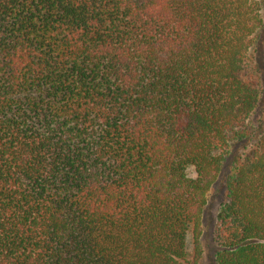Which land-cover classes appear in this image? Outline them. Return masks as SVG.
Wrapping results in <instances>:
<instances>
[{
	"label": "trees",
	"instance_id": "trees-1",
	"mask_svg": "<svg viewBox=\"0 0 264 264\" xmlns=\"http://www.w3.org/2000/svg\"><path fill=\"white\" fill-rule=\"evenodd\" d=\"M263 3L0 0V264H264Z\"/></svg>",
	"mask_w": 264,
	"mask_h": 264
},
{
	"label": "rangeland",
	"instance_id": "rangeland-1",
	"mask_svg": "<svg viewBox=\"0 0 264 264\" xmlns=\"http://www.w3.org/2000/svg\"><path fill=\"white\" fill-rule=\"evenodd\" d=\"M264 1V0H263ZM264 5V3H263ZM264 9V8H263ZM263 38V39H262ZM255 55V62L263 68L264 63V31L261 42L258 45V52ZM264 119V74H262V98L260 106L253 116V122L259 126ZM244 142L236 143L231 149L219 176L208 193V201L200 219V234L194 241L192 235L188 238V263L187 264H217L216 255L220 248L215 242L214 233L217 223V216L223 204L228 201L226 181L232 167L234 156L242 152L244 147L249 146Z\"/></svg>",
	"mask_w": 264,
	"mask_h": 264
}]
</instances>
